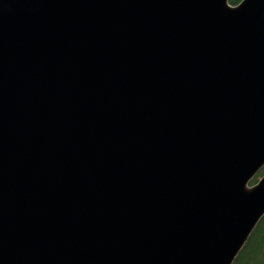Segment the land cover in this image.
Wrapping results in <instances>:
<instances>
[{
    "label": "water",
    "instance_id": "obj_1",
    "mask_svg": "<svg viewBox=\"0 0 264 264\" xmlns=\"http://www.w3.org/2000/svg\"><path fill=\"white\" fill-rule=\"evenodd\" d=\"M262 168L264 0H0V264H233Z\"/></svg>",
    "mask_w": 264,
    "mask_h": 264
},
{
    "label": "trees",
    "instance_id": "obj_2",
    "mask_svg": "<svg viewBox=\"0 0 264 264\" xmlns=\"http://www.w3.org/2000/svg\"><path fill=\"white\" fill-rule=\"evenodd\" d=\"M241 0H229L236 5ZM264 175V168L254 177L251 184L256 183ZM233 264H264V216L258 222L246 244L237 255Z\"/></svg>",
    "mask_w": 264,
    "mask_h": 264
}]
</instances>
